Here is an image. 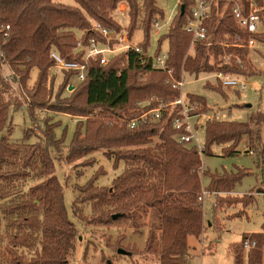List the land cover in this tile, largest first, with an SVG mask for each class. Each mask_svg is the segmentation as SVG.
I'll list each match as a JSON object with an SVG mask.
<instances>
[{
	"label": "trees",
	"instance_id": "1",
	"mask_svg": "<svg viewBox=\"0 0 264 264\" xmlns=\"http://www.w3.org/2000/svg\"><path fill=\"white\" fill-rule=\"evenodd\" d=\"M72 1L69 5L61 0H0V26L10 27L7 39L0 34V243L7 242L4 249L0 245V264H67L79 240L76 226L64 205L63 189L54 175L55 159L50 150L58 151L62 144L54 136L55 124L46 122L42 136L35 143L25 142L29 131L24 133L25 141L21 143H11L2 136L10 110L18 111L23 104L11 96V84L4 78L3 64L19 77L22 88L31 72L36 71V79L28 92L32 102L27 110L32 121L35 109H47L71 118L86 117L76 122V131L65 156L67 163L76 162L93 151L105 150L115 164L120 161L124 164L121 175L113 180L110 188H97L88 183L78 190L88 192L81 202L90 203L93 212L103 208L110 211L107 220L99 223L113 225L126 220L137 229L140 213L149 211L156 222L148 231L141 253L154 256L157 264H187V238L192 236L198 240L205 228L203 213L194 205L202 190L201 176L205 174L200 175L202 157L176 141L175 131L169 123H164L163 117L142 122L134 129L121 122L136 119L142 111L158 104L151 103L139 111L134 107L135 102L154 97L171 102L178 97L179 92L167 83L166 74L152 70L149 62L142 65L139 56L128 50L115 55L105 65L89 60L84 81L73 87L67 97H62L74 76L73 72H65L53 96L54 103L48 105L46 100L53 93V79L47 89L48 70L55 64L50 58L51 52L65 61L83 62L78 43L86 45L91 39L103 41L93 30L94 23L121 31L110 16L119 4H125L128 9V36L133 40L135 31L141 29L144 38L138 45L147 50L152 22L156 17L163 19L164 14L157 0ZM190 3L191 0H180L184 14L180 15L178 9L167 34L159 40L156 53L161 52V42L165 40L167 65L174 68L176 75L182 70L187 74L221 71L253 75L255 71L247 51H227L240 56L247 70L227 65L214 70L208 65L206 51L201 46L196 47L193 56H187L190 36L183 27ZM223 23H226V32H237L229 15ZM75 31L82 33L80 39H76ZM213 54L217 57L221 50L213 48ZM207 86L213 90L222 88L209 83ZM188 98L198 103L202 112H208L202 97L189 95ZM261 123H264V110L253 114L249 123L207 122L203 155H210L213 145H224V155L234 154L246 135L251 146V125ZM154 137L159 143L145 147ZM92 162L87 161V165ZM247 174L242 170L236 175L210 176L206 191L226 195L216 196V209L238 203L246 207L252 201V192L242 198L230 197L235 185ZM256 193H264V168L261 187ZM76 199L71 207L74 217L78 215ZM245 239L255 242L246 254L247 264H263V234L244 235L239 247L233 249V263L243 264L242 242ZM118 250L122 249L116 252ZM25 253L30 256L28 261Z\"/></svg>",
	"mask_w": 264,
	"mask_h": 264
},
{
	"label": "rangeland",
	"instance_id": "2",
	"mask_svg": "<svg viewBox=\"0 0 264 264\" xmlns=\"http://www.w3.org/2000/svg\"><path fill=\"white\" fill-rule=\"evenodd\" d=\"M61 1L69 5L73 4L72 0ZM178 1L157 0V6L164 16L163 19L156 17L161 28L156 30L152 27L150 31L148 55L153 56L156 53L159 40L167 34L168 27L177 14ZM118 8L122 11L126 10L125 6H118ZM110 16L121 28L129 23L127 14L113 11ZM75 36L76 39H80L82 33L75 31ZM143 38V32L138 28L133 35V44H140ZM160 48L161 52L166 53L168 51L165 40L161 42ZM193 54L191 52L188 55L187 51V56L191 57ZM206 57L208 65H211L214 70L218 68L219 59L217 57H214L211 52L206 53ZM248 59L255 71L252 73L253 75L230 73L243 76V79L247 81L248 87L244 92L230 88L213 90L207 84L217 87V81L214 78H206L209 74L202 72L184 75L185 85L182 89V95L184 97L189 95L202 97L208 108L207 113L215 121L249 123L253 114L264 110V45H260L255 51H251ZM245 69L246 67L242 70ZM64 73L54 68L48 70V90L50 79H53L52 96L46 98L48 105L54 103L53 96L63 82ZM36 76V71L33 70L30 79L23 88L19 83L11 84V96L20 102L22 101L23 104L18 111L10 110L9 122L2 136L11 143H21L25 141L24 133L29 131V138L25 142L35 143L37 138L42 136L41 130L45 129L44 124L46 122L55 124L54 136L62 144L58 151L50 150L55 159L54 175L63 189L64 205L69 219L76 226L79 238L67 264H157L154 256L141 253L145 247L148 231L152 223L156 222L149 211L140 213V226L136 229L126 220L113 225L100 224L99 221L105 222L107 220L110 211L103 208L95 213L92 211L90 203L81 202L88 195L86 190L78 191L82 189L81 187L92 183L97 188H110L113 180L121 175L124 164L121 161L115 164L113 158L107 157L105 150L93 151L76 162L67 163L65 156L76 131L75 119L64 114H56L47 109H35V120H31L27 106L32 101L28 98V92L31 90ZM69 83L72 87L79 84L74 76ZM70 92L67 87L62 97H67ZM251 129L253 137L251 146L249 136L246 135L242 137L234 154L224 155V145H213L210 148L211 154L202 156L203 166L200 175L205 174L201 176L202 190L199 196L202 195L203 191L207 193L202 195L203 203L200 209L203 213L205 228L198 240L192 236L187 238L189 246L187 264H234L233 249L239 247L244 235H264V193H256V190L261 187L262 169L264 168V123L252 124ZM198 136L201 140L204 139L203 129L198 131ZM158 143V138L154 137L151 143L145 147H154ZM89 160L93 162L87 165ZM242 170L247 171L248 174L243 176L235 185L230 197L242 198L252 192L254 193L252 201L246 207L238 203L231 207L216 209V196L225 197L226 195L209 194L206 191L210 176L236 175ZM75 199L78 202L77 217L73 216L71 210ZM205 221H208L209 223H207L211 227H207ZM3 224L2 221L1 225L3 226ZM0 245L4 249L7 245L6 240ZM117 249L130 252V255L117 254ZM247 253L248 251L243 250V264H247ZM24 258L28 261L30 256L25 253ZM262 262L264 264V246L262 248Z\"/></svg>",
	"mask_w": 264,
	"mask_h": 264
},
{
	"label": "built area",
	"instance_id": "3",
	"mask_svg": "<svg viewBox=\"0 0 264 264\" xmlns=\"http://www.w3.org/2000/svg\"><path fill=\"white\" fill-rule=\"evenodd\" d=\"M121 6H125L126 10L122 11L117 8L116 12L127 14L128 18L127 6L120 4L119 7ZM181 6L179 0L177 11ZM228 15L237 29L235 34L225 31L226 23L223 22ZM127 27L128 23L118 32L94 23L93 30L100 35L103 41L91 39L86 45L78 43V49L83 52V62L65 61L57 53L51 52L50 58L55 63L52 68L63 72H73L76 80L81 83L85 79L89 60H98L101 65H105L112 57L121 52L134 51L139 56L142 65L149 62L152 70L165 73L167 83L172 89L177 90L179 95L171 102L159 101L155 97L135 102L134 107L139 111L151 103L158 104L153 109L142 111L136 119H123L121 122H124L128 128L134 129L142 122L157 121L163 117L164 123H169L175 131L176 141L185 147L194 149L202 157L205 149L204 139H200L198 131L204 130L207 122L214 121L213 117L202 112L198 103L182 95V89L185 85L184 75L187 73L182 70L179 75H176L174 68L167 65L168 51L155 53L153 56L148 55L147 50H143L138 44H133V40L128 36ZM152 27L156 30L161 28L156 18L152 22ZM183 29L190 36L188 55L194 52L198 46L203 47L207 54L209 52L213 54V48L217 47L221 50V54L217 56L219 59L218 67L227 65L243 69L245 67L243 59L235 53L227 51L231 49L243 50L247 51L249 56L251 51H255L260 45H264V0H191ZM9 30L8 25L0 26V34H2L3 39H7ZM220 31H224L223 34ZM1 63L2 55L0 54ZM3 65L5 80L9 81L10 84L19 83V77L14 71L8 65ZM207 74L209 76L206 78H214L222 88L244 92L248 87L247 81L240 75L221 71ZM72 118L75 119V122L86 119V117ZM206 194V192H202V195ZM202 195L198 196L195 202L199 209L203 203ZM254 246L255 242L248 239L242 242L243 250L249 251Z\"/></svg>",
	"mask_w": 264,
	"mask_h": 264
},
{
	"label": "water",
	"instance_id": "4",
	"mask_svg": "<svg viewBox=\"0 0 264 264\" xmlns=\"http://www.w3.org/2000/svg\"><path fill=\"white\" fill-rule=\"evenodd\" d=\"M183 13H184V7L181 6V7H180V15H183ZM72 89H73L72 86L68 87V91H71ZM116 218H117V215H114V216H113V219H116ZM117 254H125V255H128V254H127L125 251H123V250H118Z\"/></svg>",
	"mask_w": 264,
	"mask_h": 264
},
{
	"label": "crops",
	"instance_id": "5",
	"mask_svg": "<svg viewBox=\"0 0 264 264\" xmlns=\"http://www.w3.org/2000/svg\"><path fill=\"white\" fill-rule=\"evenodd\" d=\"M210 220H211V219H210ZM205 222H206V224H207V227H211V226L208 224V223H209L208 221H205ZM207 222H208V223H207Z\"/></svg>",
	"mask_w": 264,
	"mask_h": 264
}]
</instances>
